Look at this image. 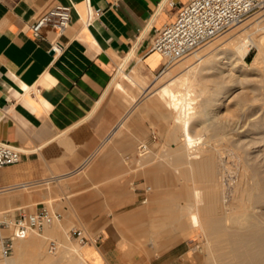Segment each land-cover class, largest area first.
<instances>
[{"label": "crops", "instance_id": "crops-1", "mask_svg": "<svg viewBox=\"0 0 264 264\" xmlns=\"http://www.w3.org/2000/svg\"><path fill=\"white\" fill-rule=\"evenodd\" d=\"M171 1L173 7L165 0H0V143L23 150L18 164L0 168V211L60 215L36 238L44 244L81 231L87 243L72 238L84 264H189L182 245L155 257L151 244L138 246L159 215L156 203L146 206L152 194L142 186L170 171L159 155L202 183L179 160L184 151L168 147L167 118L140 96L162 70L161 56L147 53L154 31L189 2ZM58 6L70 8L65 31L44 26L34 39L30 26ZM53 42L61 46L56 54L48 52ZM141 144L149 162L138 156Z\"/></svg>", "mask_w": 264, "mask_h": 264}, {"label": "bare ground", "instance_id": "bare-ground-1", "mask_svg": "<svg viewBox=\"0 0 264 264\" xmlns=\"http://www.w3.org/2000/svg\"><path fill=\"white\" fill-rule=\"evenodd\" d=\"M260 21L254 19L251 23L241 25L238 31L236 29L239 26L231 30H236L232 32L233 36L243 31L246 37L237 35L231 41L226 37L228 42L223 40L227 42L226 46L223 45L224 48L209 46L207 50L192 55L191 60L185 64L183 62V65H178L185 66L186 69L196 67L204 60L203 71H216L221 65L231 64L232 58L242 61L252 47L257 50L253 63H260V58L264 56V32L259 28ZM208 55H212V59L207 60ZM243 65L248 67L245 62ZM124 77L131 81L128 76ZM229 77L231 76H227L228 79ZM179 85L183 88L178 89ZM192 89L188 73H185L162 84L155 93L164 107L169 109L177 125L180 137L177 139L180 143L175 149L184 151V157L175 158L178 157L181 161L184 159L183 163L188 165V171L192 175L199 172L203 182L202 190L193 188L192 209L185 218L176 216L175 226L180 231H203L206 249L217 251L216 264H264V150L259 148L264 145V116L249 125L238 120L234 123L236 139L233 142L236 150L227 154L236 161V166L232 169L228 165L229 160L227 157L223 158L221 152L199 149V145L203 144V136L191 133V116L196 99ZM234 201H240L241 205L237 206ZM237 209H241L240 215L235 212ZM42 243L36 237H29L23 246L17 244V262H21L22 257L27 254L30 258H41ZM34 258L32 259L35 260Z\"/></svg>", "mask_w": 264, "mask_h": 264}, {"label": "rangeland", "instance_id": "rangeland-1", "mask_svg": "<svg viewBox=\"0 0 264 264\" xmlns=\"http://www.w3.org/2000/svg\"><path fill=\"white\" fill-rule=\"evenodd\" d=\"M254 19L261 20L259 28H261V32H264V10H262L257 15L247 18L243 22L233 26L195 52L173 62L164 72L157 75L156 78L146 81L147 84H151L150 86L153 87L150 91L147 90L146 93L141 92L140 96L147 101L154 102L159 112L160 120L163 119V121H165L167 118L171 131V143L168 147L177 146L180 143V137L178 136L177 125L172 115L168 113L155 93L162 84H165L171 79H176V77L182 74L188 73V77L192 83V90L196 97L193 105L194 113L191 116V133L193 135L203 136V144L199 145V149L213 153L221 152L223 158L227 157L229 160L228 165L230 168H235L236 161L233 160L232 157L227 156V154L236 150L233 142L236 139V133L233 131L234 123L238 120L249 125L258 121L261 116H264V56L260 58V63L255 65L253 62L257 55V50L252 47L242 61L232 58V65H221L216 71H203L204 60L199 65H195L196 63H194L196 67H190L191 69L189 67L185 69V66L181 67L179 65H183V62L185 64L187 61L191 60L192 55L205 49L207 50L209 46L217 45L219 46L218 48H224V46H226L225 44H227L228 41L234 40L237 35L246 37V33H242L243 31H239L235 36H233V33L236 30L238 31L241 25L251 23ZM234 28L237 29L231 31ZM256 34L253 36H256ZM226 37L230 39L228 40ZM223 40L228 41L226 42ZM212 57V55H208L206 59L209 60L212 59ZM243 62L248 64V67H245ZM220 73L222 77H220ZM227 76L231 77L228 79ZM224 80L226 81L224 82ZM128 86L129 84L125 83L126 89ZM179 87L183 88L181 85L177 86L178 89H180ZM126 92L128 96L131 93L129 91ZM123 96L126 97L125 108L127 109L129 106L127 102L128 96L125 94H123ZM166 113L168 114L167 117ZM174 135H177L176 139H174ZM178 137L179 139H177ZM259 148L264 150V145H261ZM215 155L217 156V154ZM171 158L172 156L169 155H159L157 157V163L170 168V171H159L157 184L147 182L142 186L143 189L146 187L151 188L148 193H151L152 196L148 199L146 206L156 203L159 215L157 219L153 221V235L151 234L149 237H140L138 246L143 247L146 243L151 244L154 249L150 251V254L155 257L172 247L182 245L187 250L185 257H187L189 264H203L205 262L208 264H216L217 251H209L206 249L207 245L205 247L203 244L206 243L203 231H193L190 229L180 231V229H177L175 226V217L179 216L180 218H185L190 212V209H192V190L193 188L202 190L203 182H196L192 179L189 180L183 177L181 175L182 167L175 165ZM141 159L143 163L149 162V152L143 155ZM186 169L189 170L188 165H186ZM188 174L192 173L188 171ZM172 192H176L179 195L184 193L186 196L181 195L177 198H173ZM156 193L160 194V196L157 197ZM188 197L191 200H189ZM234 204L237 206L241 205L240 201H234ZM240 210L241 209H237L235 212L240 215ZM162 212H168V215H161ZM2 213L4 212L0 211V216ZM51 225H57V221H52ZM29 237H38L37 232H29L25 239ZM76 242L77 241L73 240L69 233L63 235L61 241L48 239L44 244L42 243L40 250L42 257L34 258L31 256L30 258V255L26 256V260L29 259L26 264H84L80 260L79 249ZM51 243L54 244L55 250H51ZM14 250L15 252L10 259V264H18L17 260H15L16 245L14 246Z\"/></svg>", "mask_w": 264, "mask_h": 264}, {"label": "built area", "instance_id": "built-area-1", "mask_svg": "<svg viewBox=\"0 0 264 264\" xmlns=\"http://www.w3.org/2000/svg\"><path fill=\"white\" fill-rule=\"evenodd\" d=\"M165 4L174 6L171 0H165ZM262 10H264V0H189L187 5L178 10L172 23L154 31L147 53L154 52L161 56L162 72L173 62L195 52ZM100 14V11H96L94 16L98 17ZM69 22L70 8L58 6L30 26L31 34L34 39L39 40L41 39L40 29L50 26L57 35H60ZM60 51L61 46L58 42L50 43L49 53L56 54ZM137 150L139 157L149 152L145 144L139 145ZM22 154L21 148L0 143V168L18 164ZM149 191V187L143 189V192ZM142 202H146V198H143ZM59 218L60 215L46 211L27 213L20 210L16 217L9 216L7 212L2 213L0 216V264H8L16 241L25 239L29 232H40ZM69 234L81 244L88 242L81 231L71 230ZM50 248L55 250L53 243Z\"/></svg>", "mask_w": 264, "mask_h": 264}]
</instances>
